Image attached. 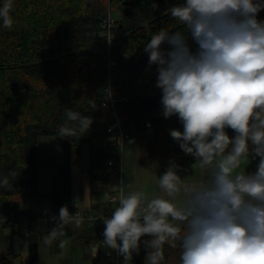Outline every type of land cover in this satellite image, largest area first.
<instances>
[{"label": "clouds", "instance_id": "1", "mask_svg": "<svg viewBox=\"0 0 264 264\" xmlns=\"http://www.w3.org/2000/svg\"><path fill=\"white\" fill-rule=\"evenodd\" d=\"M13 7V0L0 6L6 29L15 24ZM262 10L264 0H185L165 14L184 25L196 52L184 33L165 28L146 43L149 66L157 65L163 116L178 114L183 124V132L172 129L170 135L196 158L193 175L196 165L204 175L182 178L180 166L170 162L156 181L161 194L151 199L143 191L125 195L121 183L119 206L103 219V244L123 256L124 264L139 252L145 235L151 237L143 241L146 264H161L164 245L175 248L177 241L181 264H264V21L257 19ZM165 43L170 49L162 48ZM65 117L56 133L64 138L81 137L93 122L70 108ZM250 152L260 158L257 170L238 171ZM16 176L9 171L0 187H12ZM83 222L78 211L61 207L43 243L51 246L66 236L67 225L79 228ZM66 243L60 239L59 247Z\"/></svg>", "mask_w": 264, "mask_h": 264}, {"label": "trees", "instance_id": "2", "mask_svg": "<svg viewBox=\"0 0 264 264\" xmlns=\"http://www.w3.org/2000/svg\"><path fill=\"white\" fill-rule=\"evenodd\" d=\"M4 2L0 0V6ZM183 2L185 0H173L172 4L166 0H13L10 13L15 21L13 28H4L0 21V178L12 170L17 176L12 187H0L2 226L11 225L14 231L25 226L20 217L29 213L18 215L17 212L29 197L47 198L51 203L49 207L56 212L63 206L69 209L74 205L70 201L71 171L80 162L83 144H88L90 171L101 167L110 153L95 142L98 133L91 126L79 138H64L56 133L66 119L67 108L86 116L103 101L104 106L110 107L108 88L116 99L114 109L123 129L136 133L143 153L151 159L196 162V158L186 154L170 135L172 129L183 132V124L178 114L163 116L162 90L156 87L157 65L149 66V54L144 51L151 35L165 28L184 33L190 50L196 52L198 45L187 35L184 25L165 14L166 9ZM108 13L113 17L116 13L109 54L105 37L99 33L101 21ZM257 19L264 21V10L258 13ZM170 47L167 43L162 45L164 49ZM109 60L112 62L110 82ZM90 102L95 104L94 108L90 107ZM113 121L114 116L108 124ZM225 131L230 137L236 135L231 128ZM45 135L61 139L62 160L38 157V140ZM256 158L259 162L260 158ZM40 163L55 168L49 194L38 189ZM164 172L166 169L160 170ZM9 213L17 216L12 224L4 220ZM25 230L27 264H38L34 218L29 219ZM150 238L141 237L139 252L133 253L130 264H146L148 250L143 241ZM180 255L179 241L175 248L165 244L161 264H181ZM15 257L16 253L9 251L5 259L13 264Z\"/></svg>", "mask_w": 264, "mask_h": 264}, {"label": "rangeland", "instance_id": "3", "mask_svg": "<svg viewBox=\"0 0 264 264\" xmlns=\"http://www.w3.org/2000/svg\"><path fill=\"white\" fill-rule=\"evenodd\" d=\"M168 4H172L173 0H166ZM116 17V13L113 14ZM103 118L99 115L97 110H92L86 114L92 118L91 127L96 133H103L105 125L112 119V109L110 107H103ZM101 139V138H100ZM99 138L96 140L100 141ZM61 139L54 135H45L39 138L37 146V154L41 159H52L60 161L63 158ZM131 142V143H130ZM88 144H83L79 164L71 171V198L70 201L78 203L89 213L95 215L93 222L84 221L83 224L77 228L74 224L66 226V236L60 239H66L67 243L64 248L59 247L60 239L55 240L51 246L43 243V237L50 232L56 225H49L46 222L37 219V243H38V264H113V257L116 250L111 248L101 249L103 254L99 253L93 255L92 246L88 240L92 237L105 239L103 232L105 225L103 219L110 218L114 209L119 206L118 201L110 199V192L112 186L123 183L125 188V195L134 191H143L148 199L160 195V190L157 187L156 181L160 170L169 167L170 162H175L179 165L178 174L182 178L193 175L194 162L181 163L175 159L165 160L161 158L151 159L141 150L137 135L134 131L128 132V137L124 139L121 165L115 164L108 166L106 160L103 161L104 172L109 175V182L100 178H93L88 180L87 164L88 156L86 148ZM257 158L252 159V154L249 153L248 160L242 163L239 170H246L248 173H253L257 170ZM115 170L117 172H115ZM55 172V168L47 163H40L38 165V189L44 194L51 192V177ZM204 175V172L195 166L194 175L192 179L199 180ZM102 177V176H101ZM103 183L104 189L100 190ZM109 185V186H108ZM108 186V190L107 187ZM50 201L45 197L26 198L24 203L18 210V215L21 213H33L36 218L39 216V211L45 207L50 206ZM105 210L109 214H104ZM107 213V212H106ZM46 224V225H45ZM25 226L14 231L11 225L2 226L0 223V264H9L5 259L7 252L12 251L16 253L13 264H27V241L25 237ZM105 252L111 253L110 257L105 255ZM4 258V259H2Z\"/></svg>", "mask_w": 264, "mask_h": 264}, {"label": "built area", "instance_id": "4", "mask_svg": "<svg viewBox=\"0 0 264 264\" xmlns=\"http://www.w3.org/2000/svg\"><path fill=\"white\" fill-rule=\"evenodd\" d=\"M114 24H115L114 17L109 13L101 21V28H100L99 33L101 36L105 37V40L107 43V53L108 54L110 52V46L113 40L112 29L114 27ZM111 64L112 62L109 60L108 62L109 82H110V78L112 77ZM107 90H108L107 102L114 112L113 113L114 121L113 123L108 124L106 126V133L102 137L100 144L103 147H106L110 153V156L107 158V164L110 166H113L117 163L121 165L123 142H124V139L128 136V133L123 129L121 122L116 115V112L114 109V101L116 99L111 96L110 89L108 88ZM121 99L125 100L126 98L122 97ZM105 104L106 102L103 101L102 105H105ZM115 172L117 171L115 170ZM120 187H121V183H119L118 185L112 186L113 191L110 193V200L118 201ZM68 210L70 214H75L78 211L84 217V221H88L90 223L93 222L96 218L95 215L89 213L87 210H85L83 207H80V206H78L77 208L76 205H73ZM16 217L17 216L14 213H9V214H5L4 220L12 224L16 220ZM53 217H56V219L54 220ZM20 218L23 220L25 226L28 225V221L31 218H34L35 221L39 219L43 222H46L49 225H56L58 223L59 212L53 211L51 207L45 206L39 211L38 218H36V216H34L31 213H29L28 215H25V217L21 215ZM103 241H104L103 239H100L94 243L92 249H96L97 250L96 253L100 251L99 253L103 254V252L101 251V249L104 248ZM118 243H120L119 240H118ZM105 255L107 257H110L111 253L105 252ZM113 264H124L123 256H121L117 251L113 257Z\"/></svg>", "mask_w": 264, "mask_h": 264}, {"label": "crops", "instance_id": "5", "mask_svg": "<svg viewBox=\"0 0 264 264\" xmlns=\"http://www.w3.org/2000/svg\"><path fill=\"white\" fill-rule=\"evenodd\" d=\"M103 107H107V106H102V105H100V106H98L97 108H95L94 110H97L98 111V113H99V115L100 116H102L101 118H103ZM104 136V134L103 133H99L98 134V136H97V138H99L100 139V137L101 136ZM96 143H98L99 145H100V143H99V141L98 140H96L95 141ZM38 143H39V140H38ZM60 144L62 145V141H60ZM101 146V145H100ZM63 152V151H62ZM86 153H87V156H88V159H89V161H88V164H87V175H88V180H91V179H93V178H100L102 181H104V180H106V181H108L109 182V175L107 174V173H101V175H100V173L99 172H104V167L103 166H101V167H98V168H95V169H93V171H90V154H89V151H88V146H87V148H86ZM47 159V158H46ZM52 160V159H51ZM55 173V172H54ZM53 173V174H54ZM53 176V175H52ZM102 176V177H101ZM52 178V177H51ZM97 178V179H98ZM102 183V182H101ZM109 186V185H108ZM108 186L106 187L107 188V190H108ZM101 188H103L104 189V186H103V183H102V185L100 186V187H98L97 188V190L99 189H101ZM111 193V192H110ZM110 200V199H109ZM76 204H78V203H74V205H76ZM79 206V205H78ZM107 212V213H106ZM104 214H109L108 213V211L107 210H105V213ZM44 223V222H43ZM46 225V224H45ZM97 239H100V238H98V237H92L91 239H89L88 240V242H89V244L92 246V248H93V245H94V243L96 242V241H94V240H97ZM92 251H93V249H92ZM100 252V251H99ZM99 252L98 253H96V255L97 254H99Z\"/></svg>", "mask_w": 264, "mask_h": 264}]
</instances>
